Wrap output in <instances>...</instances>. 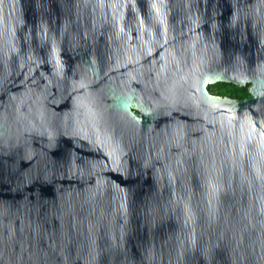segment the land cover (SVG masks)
Wrapping results in <instances>:
<instances>
[{"label":"water","instance_id":"95a60500","mask_svg":"<svg viewBox=\"0 0 264 264\" xmlns=\"http://www.w3.org/2000/svg\"><path fill=\"white\" fill-rule=\"evenodd\" d=\"M0 264H264V0H0Z\"/></svg>","mask_w":264,"mask_h":264},{"label":"trees","instance_id":"16d2710c","mask_svg":"<svg viewBox=\"0 0 264 264\" xmlns=\"http://www.w3.org/2000/svg\"><path fill=\"white\" fill-rule=\"evenodd\" d=\"M207 88L212 94L228 96L236 99H244L250 96L247 90L248 84L244 86H238L228 82H218L208 85Z\"/></svg>","mask_w":264,"mask_h":264}]
</instances>
